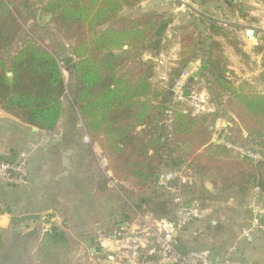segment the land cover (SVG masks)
<instances>
[{
    "label": "trees",
    "instance_id": "obj_1",
    "mask_svg": "<svg viewBox=\"0 0 264 264\" xmlns=\"http://www.w3.org/2000/svg\"><path fill=\"white\" fill-rule=\"evenodd\" d=\"M140 1L0 0V110L51 134L57 131L69 94L112 180L145 191L156 186L162 172L187 166L202 186H220L244 196L257 189L264 197L263 91L231 78L220 42L187 33L181 35L179 63L167 84L155 85V60L169 48L163 41L173 19L154 12L123 15ZM40 16L48 17L49 24L72 44L70 57L53 53L25 33L23 24ZM211 30L221 36L215 26ZM199 53L208 66L202 77L208 78L214 92L210 104L217 103L222 116L218 112L194 116L173 102L176 79L200 59ZM63 67L73 78L70 88ZM225 116H232L239 129L229 130L215 143L213 127ZM0 161L15 162L14 158ZM141 202L151 205L157 218L166 219L168 202ZM50 220L47 217L46 224ZM17 237L22 235L17 232ZM3 249L0 231V259ZM71 253L68 233L51 225L38 244L35 261L71 264Z\"/></svg>",
    "mask_w": 264,
    "mask_h": 264
},
{
    "label": "rangeland",
    "instance_id": "obj_2",
    "mask_svg": "<svg viewBox=\"0 0 264 264\" xmlns=\"http://www.w3.org/2000/svg\"><path fill=\"white\" fill-rule=\"evenodd\" d=\"M256 1L259 7L263 6L259 10L240 4L236 5V9H233L232 13L223 3H220L218 7L208 6L203 9L200 8V3H194L193 0H190L186 7H181L180 4L174 5L173 10L179 9V11L174 15L169 13L174 20L168 32L170 45L165 51L169 54V69L179 63L182 34H193L198 39L201 36L212 37L221 43L228 66L232 68L231 78L238 85H250L247 81L251 80L254 85L250 86L259 91L264 90V85H261L264 81V0ZM238 8H240L239 13L236 11ZM200 12H206V16L200 15ZM236 15L243 18L246 16V18L240 20ZM258 17H261L262 23L256 24L252 18ZM212 24L216 29L221 30L223 35L213 37L209 28ZM23 26L27 35L35 38L53 53L71 56L72 44L64 40L63 36L49 24L48 18L40 16L26 21ZM251 29L255 30L256 34L254 37H247L246 31ZM237 50L240 52L237 53ZM198 60L194 67L186 69L190 72L191 78L193 71L200 69V59ZM63 74L65 82L70 88L73 78L69 75L67 68L63 67ZM207 81V77L200 78L199 75L194 82L188 84L187 89L193 93L205 94L211 100L214 97V92L209 89ZM153 82L155 85L163 86L158 82L157 75ZM173 102L177 103L174 99ZM63 104L64 113L56 132L41 133L35 142L28 139L26 142L22 140L13 145L15 139L12 140V147H14L12 149L15 150L14 156H16L15 162L26 159L28 180L25 185L21 186H7L0 180L1 184L12 188L8 189L6 193L3 191L2 194L0 189V222L4 211L10 208L17 210L23 187L29 185V166L31 167L30 163L33 157L38 159L36 161L44 157H53L55 163L52 165L55 171L67 173L72 167L75 170L74 173H79L83 172L82 168H84L87 170V174H94V182L100 183L102 178H106L105 174L107 175L109 172L108 166L85 134L81 119L72 105L69 94L64 98ZM179 106L182 110L190 111L188 101L179 104ZM215 112H218L220 116L224 115L222 108L217 103L214 104L213 113ZM233 129H239L235 119L232 116L221 117L213 127L216 140L221 142L220 137H225L223 134L225 135ZM7 139L6 142L10 140ZM95 156L99 157V165L93 158ZM79 157H85L86 161L81 169L75 165L71 166V163H76L75 158L78 160ZM34 165L37 166V162ZM182 169L189 173L186 175L189 177V183L185 186L176 183L172 190H165L156 185L145 191H139L114 180L109 181L107 186L102 184L97 191L98 194L96 193L95 211L87 213L79 230L78 226L76 227L78 223L74 221L73 205H67L68 213L65 218L70 217L66 223H70L71 226V264H88L86 261V257H89L88 248L94 245V243H90L91 239H97L100 246H103L106 244L105 238L114 229L115 224L121 225V228H139L146 224L143 223L145 220H150L151 223H160L162 220L172 219V222H176L178 213L177 207L173 203L176 196H180L183 203L198 212V217L184 227L178 236L179 248L182 252H210L213 261L223 260L226 255H230L232 259L243 264H264V226L262 230L252 229L251 226L253 223L252 211L255 209L253 190L244 196L238 194L236 190H224L220 186L219 188L210 184L202 186L200 180L193 176L187 166ZM142 199L152 202H168V215H163L166 219L157 218L153 207L146 202H141ZM63 205L61 204V207H64ZM60 208L55 209L56 215L54 216L63 218ZM50 217L52 218V215ZM15 219L16 217L13 219L14 221L6 219V223L12 224L7 231L2 232L4 235L2 259L5 258L3 264H36L33 254L36 247V236L24 240L18 238ZM105 250L107 252L102 259L94 260L90 264H103L109 255V249Z\"/></svg>",
    "mask_w": 264,
    "mask_h": 264
},
{
    "label": "crops",
    "instance_id": "obj_3",
    "mask_svg": "<svg viewBox=\"0 0 264 264\" xmlns=\"http://www.w3.org/2000/svg\"><path fill=\"white\" fill-rule=\"evenodd\" d=\"M193 1L194 3H197V4L200 3V8L202 9L208 6L218 7L220 3H223L228 6V11L230 13H232L233 9H236V5L239 6L240 4L244 6L247 5L249 6V8H253L254 10L255 9L259 10L260 8L263 7V6L259 7L256 0H193ZM239 9L240 8L236 10L237 13H239L240 11ZM172 10H173V5L167 4L165 0H141L138 3L136 8L132 10L125 9L123 11V15L136 17L144 13L154 12L158 14L171 16L169 15V13L174 15L175 12L179 11V9H175L176 11L174 10L172 11ZM205 14L206 12H200V15L206 16ZM245 18L246 16H244V18L238 16V19L240 20H243ZM252 21H254V23L256 24L262 23L261 17L252 18ZM169 28L164 36V41H163L166 45H170L169 44L170 40H169V35H168ZM209 28H210V31H212L211 35L213 37L218 36L213 33V30H211V26ZM220 33L222 32L220 31ZM238 52L239 50H237V53ZM146 57L149 59L151 58V55L148 54V56ZM203 60H204V56L203 54L200 53L199 68L201 66H207L204 64ZM198 61L199 60L190 64L188 68L194 67ZM227 67L233 74L232 68L229 66ZM169 68H170V64H169ZM172 68L173 67H171L170 70H172ZM196 71L198 70L196 69L195 71H193L192 75H194ZM207 71H208V66H207V70L203 71L200 74V78L202 77V74ZM247 82H249L248 84L250 85H254L253 81L251 80ZM263 83L264 81H262L261 85H264ZM262 91L264 92V90ZM41 133H45V132H42L39 129L35 131L34 128L23 124L15 117L0 110V159L2 158H14V160L16 159V156H14L15 150L12 149L14 148L12 147L13 139H15V142L13 145H16L17 142H20L22 140L26 142V140L28 139H32L35 142L37 141ZM213 137H214L215 143H220L218 142V140H216L215 135H213ZM7 138L10 139L8 142H6L8 140ZM93 158L95 162L99 165V162H100L99 157L95 156ZM36 160L38 159L34 157L31 159V163H30L31 167L29 166V181H28L29 185L26 187H23V192L21 193L22 197L20 199V203L18 205L17 210H14V208H10L7 211H4L3 212L4 216L1 217V222H0V231L5 232L8 230V228L12 224V223H6V219L11 221L15 217L17 219V216L19 217V216L27 215V214H39V213H45V212L48 213V217L52 215L53 219L50 217L51 220L47 221V224H46V219H47L46 217L47 215H46L45 217L42 218L40 224L37 226V228L32 233H29L25 236L20 237V239L24 240V239L33 237L34 235L36 236L35 238L36 247L33 251L34 257H35L38 244L41 241V238L43 236V233L46 232L50 228L51 225H55L61 228L62 230L66 231L68 235L70 236L71 226H70V223H66L67 220L70 219V217H68L67 219L65 218L68 213L66 209L67 205H71V206L73 205L72 210L75 216L74 221L75 223H78L76 227L78 226V230H79L81 227V223H84V220L87 217V213L95 211L94 206L97 205V202L95 201L96 200L95 197H96L97 191L99 190V188H101V185L103 184L107 186V183L109 181H112V175L110 171L107 173V175L105 174L106 178L104 179L102 178L101 182L97 183V182H94V179H95L93 176L94 174L92 173L91 175L87 174L86 173L87 170L84 168H82L83 172L74 173L73 171L75 170L72 167H70L69 172L62 173L60 171H55L52 165L53 163H55V160H53V157L52 158L44 157L42 159H39V161H36ZM75 161L76 163L75 162L71 163V166L75 165L79 167V169H81V167L86 162L85 157H79L78 160L77 158H75ZM36 162L38 164L37 166L34 165L36 164ZM1 183L2 182H0L1 194L3 191L6 193L8 189H12L11 187H7L6 185L1 184ZM62 198L63 199L65 198V199L63 200ZM61 204L62 205L64 204L63 205L64 207H61ZM57 208H60L61 211L63 212V215H62L63 218L59 216L57 217L54 216L56 215L55 209ZM91 241L92 242L90 243H94V245L88 248L89 257L85 256L87 258L86 261L88 262V264H90L94 260L98 261L99 259H102L103 255L107 252V250H105L103 246H100V243L97 242V239L94 240V238H92ZM105 245L107 246V244ZM4 260L5 258L3 257L2 259L1 257L0 264H3Z\"/></svg>",
    "mask_w": 264,
    "mask_h": 264
},
{
    "label": "built area",
    "instance_id": "obj_4",
    "mask_svg": "<svg viewBox=\"0 0 264 264\" xmlns=\"http://www.w3.org/2000/svg\"><path fill=\"white\" fill-rule=\"evenodd\" d=\"M165 1L169 5L180 4L181 7H186L190 0ZM155 63L157 80L165 86L171 73L169 54L161 53ZM190 78L189 71H181L171 89L174 100L179 104L188 101L190 111L194 116L212 114L214 107L210 104L207 95L188 91L187 86ZM187 92L190 94L187 95ZM226 145L232 147L229 143ZM247 155L254 159L260 158L259 155L251 152H248ZM187 173L184 169L162 172L156 185L165 190H172L176 183L185 186L189 183ZM0 180L7 186L25 185L28 180L26 159L12 163L0 161ZM253 192L255 193V209L252 211L253 223L251 226L252 229L262 230L264 226V197L257 189ZM173 203L176 205L178 213L176 222L162 220L160 223H151L150 220H145L143 223L146 224L139 228H121L122 226L118 225L112 229L108 237L105 238L107 246L103 245V248L108 247L105 249H109V255L103 264H243L232 259L230 255H226L223 260L213 261L210 252H182L179 248L178 236L184 227L198 217V212L183 203L180 196H176Z\"/></svg>",
    "mask_w": 264,
    "mask_h": 264
},
{
    "label": "water",
    "instance_id": "obj_5",
    "mask_svg": "<svg viewBox=\"0 0 264 264\" xmlns=\"http://www.w3.org/2000/svg\"><path fill=\"white\" fill-rule=\"evenodd\" d=\"M247 37H254V30H248L246 32ZM207 70V66H201L196 73H194L193 77L190 79V82H194L199 75ZM12 74H9V77H11ZM190 92H187V95H189ZM264 94V92H263ZM35 131H37V128H34ZM111 175L113 176L112 172H110ZM48 215L47 212L45 213H39V214H27V215H22L17 217L16 219V232L20 233V235L25 236L29 233H32L37 226L40 224L41 220L43 217Z\"/></svg>",
    "mask_w": 264,
    "mask_h": 264
},
{
    "label": "flooded vegetation",
    "instance_id": "obj_6",
    "mask_svg": "<svg viewBox=\"0 0 264 264\" xmlns=\"http://www.w3.org/2000/svg\"><path fill=\"white\" fill-rule=\"evenodd\" d=\"M253 30V29H252ZM255 34H256V31L254 30V36H255Z\"/></svg>",
    "mask_w": 264,
    "mask_h": 264
}]
</instances>
